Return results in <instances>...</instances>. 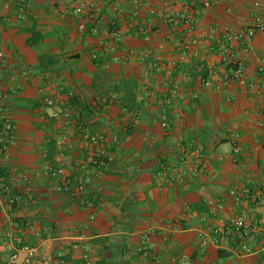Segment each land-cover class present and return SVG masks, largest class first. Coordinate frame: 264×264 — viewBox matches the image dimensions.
<instances>
[{
    "label": "crops",
    "instance_id": "1",
    "mask_svg": "<svg viewBox=\"0 0 264 264\" xmlns=\"http://www.w3.org/2000/svg\"><path fill=\"white\" fill-rule=\"evenodd\" d=\"M80 1L95 11L83 33L71 10ZM138 1L0 0V135L15 134L0 156V264L16 239L37 247L33 264H83L74 242L95 264H264V31L220 61L222 30L246 29L256 12L264 21V0ZM172 13L196 18L188 49ZM112 30L122 40L105 51ZM122 48L135 53L113 62ZM237 62L244 75L230 81ZM54 107L67 118L54 119ZM57 166L67 191L49 175ZM18 176L33 180L34 198L13 207ZM86 176L93 185L72 197ZM242 187L250 193L235 201ZM232 217L245 219L243 235L226 229Z\"/></svg>",
    "mask_w": 264,
    "mask_h": 264
},
{
    "label": "built area",
    "instance_id": "2",
    "mask_svg": "<svg viewBox=\"0 0 264 264\" xmlns=\"http://www.w3.org/2000/svg\"><path fill=\"white\" fill-rule=\"evenodd\" d=\"M138 0H133V4L135 6L138 5ZM260 2L259 0L254 2V6L257 8L259 6ZM205 6L209 5V1L206 0L204 2ZM118 6L114 5V9H117ZM25 10L28 9V5L24 6ZM71 10L74 14H77L79 16L83 17V20H81L78 25L77 29L80 33H83L86 30V21H92L95 18V11L94 8L91 5H88L87 3H84L83 1H80L75 6L71 7ZM19 18L24 17V11L18 15ZM179 20H183L184 23L187 25V32L183 33L179 40V45L183 47V49H188L190 45V41L188 39V33L192 32L196 28V18L193 16H185L178 13H172L166 15V22L167 23H176ZM264 31V21L262 19V16L260 13L256 12L254 14V17L249 24V26L244 30H234L229 27H225L222 32V41L220 44V61L224 63H230V46L233 42H242L247 43L250 41L257 33ZM145 40H149L150 37L146 33L144 36ZM122 40L121 33L118 30H112L108 33V37L101 40L99 42V46L104 49L105 51H114L117 48V44ZM135 52L130 49H124L122 48L119 50L112 58L113 62H119L123 60H127L130 56H132ZM3 57V53L0 50V61ZM92 58L97 59L98 54L92 53ZM260 74L264 76V68L259 69ZM244 75V66L242 63L237 62L234 64V67L228 76V80L230 81H238L240 80ZM258 86L263 87V84H259ZM47 105L52 106L53 101L48 99L46 101ZM51 116L59 120L60 118H67L68 113L63 110L61 107H54L51 111ZM2 118L5 119V121H8L5 117L2 116ZM67 123L66 121L64 122ZM163 126H165V122L162 123ZM15 141V134L12 128L6 130L0 135V156L3 155L6 151L10 149V147L13 145ZM202 148H198V151H200ZM235 151H238V147H235ZM108 157L104 155L103 153L97 155V157L92 161V163L98 167L102 168L106 166ZM15 173V170H13ZM49 175L52 178H61V183L57 185L58 191H67V187L69 182V179H67L66 171L64 167L57 166L55 168H51L49 170ZM19 180L22 182V192L16 193L9 197L8 203L10 205H28L34 198L33 189H34V183L33 180L26 176H18ZM93 185V180L91 176L83 177L76 187L75 191H70V195L72 197H76L77 194H81L85 192L89 187ZM250 193V189L248 187H242L240 189H232L230 191V194L234 198L235 201H240L243 197L248 195ZM223 209V204L218 203L216 206L211 207L210 212L215 213L216 211H220ZM204 220H206V217H203ZM246 222L243 217H232L230 218L226 223V229L229 231L234 232L237 235H243V231L245 229ZM8 227L10 231H7L5 233L6 236L11 235V229L14 228V222L12 220L8 221ZM211 233L213 234V240L217 241V237L224 233V230L220 228H215L211 230ZM203 232L200 231L199 235L203 236ZM243 249L245 251H249L248 247L244 244ZM15 252L9 255L8 257V264H33L34 259L37 256L38 249L36 246H30L28 244L23 243L20 239H16L14 243ZM73 249H79L81 253V259L83 264H94V260L91 257L89 247L88 246H81L78 242L72 243ZM143 253L144 256H151L148 250V247H142L139 249ZM20 255H22V259H20ZM65 253H61L60 256H64ZM151 258L160 264V261L156 259V257L151 256ZM183 259H188L187 255L182 256ZM191 264V263H189ZM198 264H207L206 262L202 261Z\"/></svg>",
    "mask_w": 264,
    "mask_h": 264
},
{
    "label": "trees",
    "instance_id": "3",
    "mask_svg": "<svg viewBox=\"0 0 264 264\" xmlns=\"http://www.w3.org/2000/svg\"><path fill=\"white\" fill-rule=\"evenodd\" d=\"M22 192V191H21ZM20 191L18 192V193H21ZM12 196V195H11ZM18 205H21V204H17V205H12L13 207H16V206H18ZM7 263H8V261H7ZM94 264H95V262H94Z\"/></svg>",
    "mask_w": 264,
    "mask_h": 264
}]
</instances>
